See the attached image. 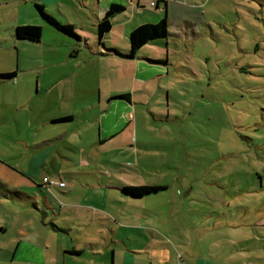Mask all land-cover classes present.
<instances>
[{"label": "rangeland", "instance_id": "obj_1", "mask_svg": "<svg viewBox=\"0 0 264 264\" xmlns=\"http://www.w3.org/2000/svg\"><path fill=\"white\" fill-rule=\"evenodd\" d=\"M219 1L210 7L219 15L232 14L224 15L232 30L220 25L222 16L210 17L211 26L223 29L236 51L209 34L211 44L200 41L172 52L169 75L159 76L142 62L94 60L87 48L73 59L74 50L53 45L49 33H43V44L17 40L13 28L36 21L15 0H0V73L16 71L13 83L0 86V159L28 171L33 155L54 153L55 160L33 163L39 167L36 181L46 176L65 184L50 186L49 193L40 194L44 199L39 196L40 207L48 199L55 208L47 221L34 206L13 209L0 203V222L7 227L0 233V264H16L12 256L20 239V248L33 250V262L118 264L109 244V218L120 225L116 240L133 248L153 239L148 227L175 236L179 241L168 264H178L180 257L183 264H264V180L254 174L264 170V148L258 147L264 135V82L256 77V67L242 70L264 59L253 47L243 53L237 45L257 38L256 24L264 38V0ZM148 46L145 52L157 49ZM37 88L41 93L34 97ZM100 90L102 104L109 90L128 91L132 103L128 109L120 105L118 118L113 109L100 117L89 107ZM71 112L75 121L58 123ZM52 117L55 124L43 129L42 122ZM99 130L102 139L117 135L96 145ZM46 141L56 143L43 149L19 144ZM5 168L2 176L9 184L26 187L22 177ZM120 181L166 189L133 197L116 190ZM147 209L152 214L144 219ZM72 248L85 250L77 256L67 252ZM139 264L152 262L146 257ZM153 264L164 263L154 259Z\"/></svg>", "mask_w": 264, "mask_h": 264}, {"label": "crops", "instance_id": "obj_2", "mask_svg": "<svg viewBox=\"0 0 264 264\" xmlns=\"http://www.w3.org/2000/svg\"><path fill=\"white\" fill-rule=\"evenodd\" d=\"M17 5L23 9V12L29 15L30 18H34L36 21V25L33 26H41L42 27V38L39 42H35L36 44H43V33H49L54 42H52L53 45H63L68 50L72 51L74 55L71 56L73 59H78L79 52L82 50V48H87L89 51H91L90 55L95 60L96 58H100L99 61L103 60L101 58L105 59H111V60H122L126 62L130 61H137L142 62L145 66V68H155L153 69L159 73V76H165L169 75L168 65L171 62L172 52L179 51V48L182 46H191L192 44H197L200 41H203L205 43L211 44L209 41V34L213 38L216 39V42L219 40L228 41L229 45H231V50L236 51V48L232 46V42L230 41L229 35H226L225 32L222 30H215L211 26V19L212 16H222V23L220 24L226 31H231L232 29L229 28V24L227 21H225L224 15H232L229 12H224L222 15H219L215 13V10L210 7V4L214 2V0H15ZM223 0V4H224ZM28 3H31V6H27ZM222 3V0L219 1V4ZM35 4V5H32ZM121 5L123 6L124 10L120 13L115 14L111 19V28L110 30L105 34L103 40L100 42L98 39V25L99 23L105 18L109 8L112 5ZM222 4V5H223ZM38 6L43 7V9L52 17H54L58 22H60L63 25H72L74 27V32L77 35L76 37L68 36L64 33H61L54 28H52L46 21L42 18L40 11L38 10ZM163 19H166L168 21L169 26V32L170 36L167 40H158L156 42L149 43L142 47L137 56L134 59H128L123 56H120L116 53H113L108 50H116L122 55L128 54V52L131 49L130 44V34L132 31L144 24L152 23L156 24L162 21ZM243 23L246 25L248 24V19L246 17H243ZM260 25V24H259ZM20 26L17 25L13 28L12 34L15 39V30L16 28ZM27 26V25H26ZM244 28V27H243ZM235 29H241L240 27H237ZM254 29H256V32H259V35L257 38H253L250 42H247L246 39H240L237 43L239 51L245 53L250 50H252V47L257 52L256 54L261 53L262 59H264V38H260L263 34V30L261 26H257V24L254 26ZM210 30V32H209ZM243 30V29H242ZM244 31V30H243ZM19 40V39H17ZM250 44V47L248 45ZM148 45H153L154 47H157V49L152 48L151 53L145 52V49H149ZM87 50V51H88ZM144 51V54L142 55ZM162 53L159 55V53ZM75 54H77L75 56ZM162 55V56H161ZM75 56V57H74ZM161 56V57H160ZM165 57L164 59H161L162 57ZM239 63L241 61L243 62V56L238 57ZM237 58V59H238ZM144 61H147V64H145ZM173 62V60H172ZM157 65V66H156ZM155 66V67H151ZM256 67V77L261 78V81L264 82V69L261 67H264V62L261 65H245L244 68H242L243 72H247L248 68H251V70L255 71L253 68ZM14 72H7V73H0V74H14ZM16 74V73H15ZM16 77L12 79H0V86H5L13 83ZM114 82V81H113ZM53 89L54 87H50ZM41 93V90L36 89V93L34 94V97L37 96V94ZM64 93L66 95V98L71 99L72 97L68 95L66 90H64ZM101 95L102 91L100 90V94L98 95V101H91L89 104V107L91 110H99V116L106 115L111 113L113 110H120V105L126 104L122 106L123 109H128L127 103H132L131 93L128 91H122V93H117L114 91V93L111 92V90L106 92V97L104 104H102L101 101ZM128 95L129 99L119 98V96ZM118 100H125L126 103H120ZM264 107V106H263ZM113 109V110H112ZM119 110L117 111V117H119ZM109 111V112H108ZM70 116V120L64 121V122H73L76 120V117L73 112L68 114V117ZM98 117V121L100 119ZM56 118V117H54ZM104 120V117L102 118V121ZM59 123V121H58ZM55 124V120L52 118H48L47 120H44L42 122V128H48V126H51ZM100 124V122H99ZM71 132L73 129H70ZM264 132V130H262ZM100 135L98 137V142H96V145H103L106 143H109L108 141L112 140L114 135H109L107 138L102 139V133L101 130H99ZM261 140L263 142L258 143L259 148H264V135L262 136ZM56 142L46 141V142H37L35 144H29L28 142H19L21 145H27L30 149H43L46 147H49ZM115 143V142H113ZM33 146V147H32ZM42 151V150H41ZM51 157L52 160H55L54 153L52 154H41V155H33L32 163L30 166V169L27 170H19V169H12L8 167V163L0 159V203L8 204L10 208L13 209H23V208H30L35 207L37 212H43L45 215V220L53 214L51 210H54L55 208L52 207V203L45 199L44 201V207H40V197L41 195H46L49 193V188L47 184H44V178H48L46 176H43V179L41 182L37 183L36 178L37 176L34 174L39 170V167L37 165H34L33 163L37 161L40 158H47ZM46 161L44 162V164ZM10 168L9 171L12 173H15L16 175L22 177L27 184L26 187H14L11 184H9L8 181H6L2 174H4L7 169ZM262 167L261 169L255 171V175L261 176V179L264 180V177L262 176L264 174V170ZM130 186L126 184L123 181H120V185H117L116 190H122L123 187ZM59 188V186H57ZM25 188V189H23ZM61 188V187H60ZM115 188V187H114ZM35 194V195H34ZM41 194V195H40ZM128 195V194H127ZM42 197V196H41ZM44 199V197H42ZM62 210V208H59ZM45 210H47L45 212ZM152 212L147 209L146 212H144L142 215L147 217L148 215H151ZM55 215V214H54ZM55 216L60 217V214H56ZM105 221L104 219H101ZM54 221V220H53ZM81 225V223H79ZM52 229H57V227L50 223ZM107 225L111 227H108L110 232L113 234L111 236L112 240L109 244L112 245L114 252L118 253V264H139L140 260H144L146 257L152 262L153 260L157 259L159 263L168 264L171 263V261L174 260V255L172 253L173 250V244L178 239L174 237L169 238L164 233L159 232L157 229H153L148 227L151 238H147L143 240V245L139 248H133L130 247L129 244H126L123 240L118 239L116 240L115 234L119 236L118 228L120 227L118 220H113L112 218L107 219ZM7 229L6 225H3L2 222H0V233L5 232ZM19 237H22V234L19 235ZM107 241V239H105ZM130 240V239H129ZM136 241V240H131ZM23 240L20 239L17 242V246L15 250L13 251V261L16 264H44L43 262L37 261L33 262L30 257H32L33 250L30 246H27L25 248H20ZM135 245L139 244L138 242L133 243ZM141 244H139L140 246ZM89 248L92 246L91 244H88ZM85 249H77L72 248L67 250V252L71 255H81L84 252ZM92 252H95L91 250ZM20 255H19V254ZM163 257H165L163 261ZM16 258V260H15ZM142 258V259H141ZM144 258V259H143ZM183 259L181 260V257L178 259V264H183ZM209 264V263H206ZM212 264V263H210Z\"/></svg>", "mask_w": 264, "mask_h": 264}, {"label": "trees", "instance_id": "obj_3", "mask_svg": "<svg viewBox=\"0 0 264 264\" xmlns=\"http://www.w3.org/2000/svg\"><path fill=\"white\" fill-rule=\"evenodd\" d=\"M38 10L41 13L42 18L48 23L52 28L55 30L64 33L71 37H76L77 35L74 32V27L72 25H63L58 22L54 17L49 15L41 6H38ZM124 10L123 6L121 5H112L105 18L99 23L98 25V39L101 42L105 36V34L111 28V19L112 17L120 13ZM15 36L19 40H26L30 42H39L42 38V27L41 26H18L15 30ZM170 36L168 21L163 19L159 23L152 24H144L137 28H135L132 33L130 34V44L131 49L128 54L122 55L116 50H108L113 53H116L120 56H123L128 59H134L139 50L144 47L145 45L156 42L158 40H167ZM16 77V74H0V79H12ZM119 98L129 99L128 95L119 96ZM71 118H63L59 120L61 121H68ZM166 187L163 186H126L123 187V192L131 195L133 197H145L152 195L154 193H158L160 191L165 190Z\"/></svg>", "mask_w": 264, "mask_h": 264}, {"label": "built area", "instance_id": "obj_4", "mask_svg": "<svg viewBox=\"0 0 264 264\" xmlns=\"http://www.w3.org/2000/svg\"><path fill=\"white\" fill-rule=\"evenodd\" d=\"M44 183L47 184L48 186H53V185L59 186V187H64L65 186V184L63 182H60L58 184L52 183L50 181V179H48V178H44Z\"/></svg>", "mask_w": 264, "mask_h": 264}]
</instances>
